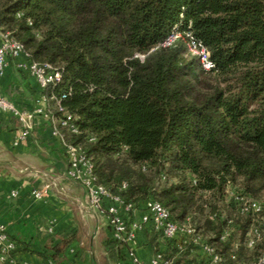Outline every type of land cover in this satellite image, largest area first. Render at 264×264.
<instances>
[{"label":"trees","instance_id":"16d2710c","mask_svg":"<svg viewBox=\"0 0 264 264\" xmlns=\"http://www.w3.org/2000/svg\"><path fill=\"white\" fill-rule=\"evenodd\" d=\"M0 28L60 71L42 91L47 111L97 183L189 218L229 264H258L264 209L242 214L227 193L259 200L264 190V0H0ZM174 29L184 37L159 46ZM186 33L212 69L189 53ZM67 113L75 130L60 125ZM251 226L261 234L253 248ZM106 248L116 258L117 242ZM188 255L174 264L196 261Z\"/></svg>","mask_w":264,"mask_h":264},{"label":"crops","instance_id":"0c3cea01","mask_svg":"<svg viewBox=\"0 0 264 264\" xmlns=\"http://www.w3.org/2000/svg\"><path fill=\"white\" fill-rule=\"evenodd\" d=\"M0 92L27 111L39 97L36 79L13 61L0 77ZM56 126L39 114L22 137V123L0 112V222L16 242L17 258L31 264H138L126 247L118 246L116 258L110 256L106 215L90 207L83 186L68 177L63 147L52 134ZM132 247L144 262L155 249L169 252L150 227L137 233Z\"/></svg>","mask_w":264,"mask_h":264},{"label":"built area","instance_id":"2783aa9c","mask_svg":"<svg viewBox=\"0 0 264 264\" xmlns=\"http://www.w3.org/2000/svg\"><path fill=\"white\" fill-rule=\"evenodd\" d=\"M183 37L181 32L174 29L159 46L169 47ZM185 39L189 53L198 57L202 68L212 69L214 63L210 60L209 53L202 42L193 38L189 33H186ZM137 56L143 59L142 55ZM9 61H13L18 70L33 76L39 88L37 105L30 111L18 108L0 92V112L8 113L22 123L21 136L25 137L36 115H43L51 122H56L47 111V101L42 91L47 85L60 79V71L50 63L33 59L20 41L12 37L8 31L0 28V77L4 74ZM63 97L64 95L61 98ZM59 110H62L61 106ZM71 118L70 114H65V118L59 120L60 125L75 130L74 126L69 124ZM52 134L60 139L63 147L68 177L83 186L90 207L105 213L111 238L117 242L118 246L126 247L131 260L138 264H174L176 255L188 251L189 255L196 257V261L191 264H229L215 246L207 242L203 235L192 226L189 218L183 222L172 220L169 211L153 198H148L138 204L124 202L119 196L110 193L103 185L97 183L93 165L79 146L66 142L55 127H52ZM33 194L37 198L42 197L40 191H34ZM227 199L234 201L237 210L242 214L255 215L264 209L263 202L234 188L228 190ZM213 218L214 215L210 216V219ZM147 227H150L159 238L167 243L169 252L155 249L149 261L144 262L136 257L132 243L137 233ZM224 237L225 234L221 236V239ZM245 237L247 247L253 248L261 234L256 227L251 226L246 230ZM16 249V242L9 236L5 225L0 222V264H31L28 261L19 260ZM231 258L235 259V256L232 255ZM257 263H264V254L258 257ZM48 264L57 263L51 261Z\"/></svg>","mask_w":264,"mask_h":264},{"label":"rangeland","instance_id":"374dc122","mask_svg":"<svg viewBox=\"0 0 264 264\" xmlns=\"http://www.w3.org/2000/svg\"><path fill=\"white\" fill-rule=\"evenodd\" d=\"M236 184V186H238V187H241L242 186V184H241V182L240 181H238V182H236L235 183ZM256 197L260 200V201H263L264 202V190L263 191H261L260 193H258L257 195H256ZM227 201L228 200H226V199H224L223 198V201L221 202L222 204H221V208L224 210V212L226 213V214H232V212L229 210V208L226 206L227 205ZM202 224V223H201ZM202 234H203V236L205 237V238H207L208 237V232H205V230L203 231V232H201ZM193 257H195V256H193V255H188V257L186 258L187 260H190V259H192ZM198 257V256H197ZM194 259H196V258H194ZM194 262H195V260H194Z\"/></svg>","mask_w":264,"mask_h":264}]
</instances>
